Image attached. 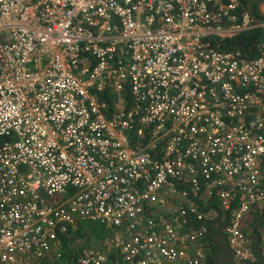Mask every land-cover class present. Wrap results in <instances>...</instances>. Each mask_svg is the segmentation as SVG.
<instances>
[{"label":"built area","instance_id":"2783aa9c","mask_svg":"<svg viewBox=\"0 0 264 264\" xmlns=\"http://www.w3.org/2000/svg\"><path fill=\"white\" fill-rule=\"evenodd\" d=\"M250 6L0 0V264H55L79 221L112 228L123 264H203L216 218L235 259H255L242 229L264 215V20ZM259 29L254 50L217 47ZM75 264L119 263L89 249Z\"/></svg>","mask_w":264,"mask_h":264},{"label":"trees","instance_id":"16d2710c","mask_svg":"<svg viewBox=\"0 0 264 264\" xmlns=\"http://www.w3.org/2000/svg\"><path fill=\"white\" fill-rule=\"evenodd\" d=\"M243 2V4H251L250 10L252 11L253 17H255L257 20L261 21L262 16L259 12V8L257 4V1L255 0H240ZM263 41V33L262 31L257 30L254 33H248L243 34L238 37H236L233 40H228L227 43H222L219 46V49L221 50H233V48L237 44H244L247 47H253L255 44H259ZM248 51V49H247ZM249 53V52H248ZM114 98V97H113ZM107 103L108 105H111L112 99L107 97ZM152 212V210H150ZM157 213L161 214L163 220L167 221L168 224H170V219L167 218V215L164 214V209L159 208L156 210ZM204 212H207L206 209H203ZM254 230L251 232V236H258L257 229H255L256 223H259V218H254ZM209 232L206 235V237L203 239V242L208 248L214 249L215 251L218 250L219 246L214 242V239L216 235L219 233L217 228L215 227V224H208ZM110 231H112L115 235V231L112 229H107L105 225L100 224L99 222H82L79 221L75 224V227L70 229L69 233H67L64 236H61V241L59 244V248L57 251V255H59L58 263L60 264H75L76 260L78 259L80 253H82L84 250L94 249L96 251L105 252L107 254H110V262L115 263L118 262L119 264H123V258L121 257V254L119 251H113L112 253H109L110 249H112L111 243L112 241H109V234ZM221 232V230H219ZM80 240V241H79ZM79 241V242H78ZM214 242V246L213 243ZM259 243L258 239L256 240V245ZM112 246V247H111ZM259 247L254 245V252L257 254V256L260 257ZM209 253H207L208 255ZM56 255V256H57ZM217 256H212L209 254L207 260V264H214V260ZM47 260L55 261L54 257L50 259L48 256H46L42 261L46 263ZM262 262V261H261ZM261 264V263H257Z\"/></svg>","mask_w":264,"mask_h":264},{"label":"clouds","instance_id":"9594fccd","mask_svg":"<svg viewBox=\"0 0 264 264\" xmlns=\"http://www.w3.org/2000/svg\"><path fill=\"white\" fill-rule=\"evenodd\" d=\"M259 1V3H261V4H263L262 6L264 7V0H258ZM241 8H242V6H241ZM264 20V16L262 17V21ZM261 31V30H260ZM251 33V32H250ZM252 33H254V32H252ZM246 34V33H245ZM248 34V33H247ZM243 35V34H242ZM240 36V35H239ZM238 37V36H237ZM236 38V37H235ZM235 38H233V39H235ZM232 39V40H233ZM244 45V44H243ZM237 46H238V44H237ZM253 58H256V55L254 54L253 55ZM105 98V97H104ZM106 100H107V98H105ZM211 207H215V208H217V209H219L220 208V206L218 205V203H216L215 202V204L214 205H212ZM220 217V216H219ZM255 217H261L262 219H264L263 218V215H260V214H257V215H254V216H252L245 224H244V227H243V235H244V241H245V247L246 248H248V249H250L251 250V252L254 254V257H255V259L252 261V262H249L248 264H254V262L257 260V259H263V261H264V229L262 230V226H261V224H259V223H256V225H255V229H257V232H258V236H256V235H254V236H251V232L254 230V226H253V224H254V218ZM209 223H211V224H215V225H220V230H221V235L222 236H224L225 238H226V240H227V242H228V244H229V247H230V249H231V251H232V257H233V261L236 263V264H241V262H239L237 259H235V256H234V252H233V250H232V248H231V246H230V241H229V237H228V235L226 234V233H224V231H223V227H224V222L223 221H221V218H216V219H213V220H210V221H207V224H209ZM208 232H209V229H208ZM220 232V231H219ZM258 239V241H259V243L256 245V240ZM218 240H220V235H219V233L216 235V237H215V239H214V242L216 241V243L218 244V246L220 245L219 244V241ZM80 241V240H79ZM78 241V242H79ZM214 242L212 243L213 244V246H214ZM254 245L255 246H258L259 247V254H260V257L259 256H257V254L253 251L254 250ZM216 246V245H215ZM214 246V247H215ZM219 249H220V246H219V248H218V250L217 251H215L214 249L212 250L211 248H208L207 247V253H209L211 256H213L214 255V253H215V255L217 256V253H219ZM207 253H206V259L208 258V255H207ZM81 254V253H80ZM220 254V253H219ZM205 259V261H204V263L203 264H206V260ZM77 261V260H76ZM55 264H59L58 263V261H55L54 262ZM76 263V262H75ZM50 264H53V263H50ZM61 264V263H60Z\"/></svg>","mask_w":264,"mask_h":264},{"label":"flooded vegetation","instance_id":"af4514ba","mask_svg":"<svg viewBox=\"0 0 264 264\" xmlns=\"http://www.w3.org/2000/svg\"><path fill=\"white\" fill-rule=\"evenodd\" d=\"M220 250H221V254L217 253V257L214 260V264H236L233 261V257H232V251L229 247V244L226 240V238L222 235H220Z\"/></svg>","mask_w":264,"mask_h":264},{"label":"crops","instance_id":"0c3cea01","mask_svg":"<svg viewBox=\"0 0 264 264\" xmlns=\"http://www.w3.org/2000/svg\"><path fill=\"white\" fill-rule=\"evenodd\" d=\"M203 208L204 209H207V212L209 211L208 210V208H206V207H204L203 206ZM263 215V214H262ZM263 218H264V215H263ZM199 224V223H198ZM259 224H261V226H262V230L264 229V219H262L261 217H259ZM215 227L217 228V230H218V232H219V230H220V225H215ZM197 228H200V225H198L197 226ZM219 235H221V232H219ZM218 241H220V240H218ZM219 253L221 254V250L219 249ZM213 256H215V253H214V255ZM212 257V256H211ZM216 259V258H215ZM262 261V262H261ZM257 263H261V264H264V261H263V259H257L255 262H254V264H257ZM206 264H207V261H206ZM216 264V263H215Z\"/></svg>","mask_w":264,"mask_h":264},{"label":"rangeland","instance_id":"374dc122","mask_svg":"<svg viewBox=\"0 0 264 264\" xmlns=\"http://www.w3.org/2000/svg\"><path fill=\"white\" fill-rule=\"evenodd\" d=\"M109 227H107V229H108ZM109 229H112V228H109ZM113 230V229H112ZM114 231V230H113ZM110 233L111 234H109V241H112V240H114V233L112 232V231H110ZM111 245L112 246H114L115 248H116V246H115V244H113V243H111ZM111 246V247H112Z\"/></svg>","mask_w":264,"mask_h":264},{"label":"water","instance_id":"95a60500","mask_svg":"<svg viewBox=\"0 0 264 264\" xmlns=\"http://www.w3.org/2000/svg\"><path fill=\"white\" fill-rule=\"evenodd\" d=\"M237 47L245 48V46H242V45H240V46H237Z\"/></svg>","mask_w":264,"mask_h":264}]
</instances>
